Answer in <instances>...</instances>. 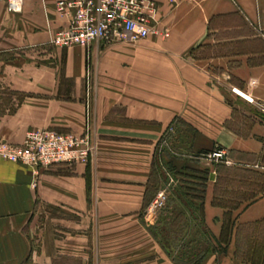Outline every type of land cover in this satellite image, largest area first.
<instances>
[{"label": "crops", "instance_id": "1", "mask_svg": "<svg viewBox=\"0 0 264 264\" xmlns=\"http://www.w3.org/2000/svg\"><path fill=\"white\" fill-rule=\"evenodd\" d=\"M58 1L22 0L9 13L0 0V141L21 144L35 130L88 133L94 152L87 164L33 173L0 160V264H53L88 253L93 236L98 264H183L143 216L171 132L187 142L185 167L207 173L200 221L212 243L198 264H244L236 229L264 220V178L249 175L263 176L264 0H156L147 39L88 49L51 44L68 24ZM216 147L233 163L222 167L226 196L240 205L223 254L215 249L226 212L215 204L221 167L197 158Z\"/></svg>", "mask_w": 264, "mask_h": 264}, {"label": "built area", "instance_id": "2", "mask_svg": "<svg viewBox=\"0 0 264 264\" xmlns=\"http://www.w3.org/2000/svg\"><path fill=\"white\" fill-rule=\"evenodd\" d=\"M6 5L9 13H15L22 0H6ZM55 8L68 18L67 26L52 36L51 44L57 47L88 49L93 44H135L156 32V0H60ZM93 152L88 133L76 136L35 130L28 132L21 144L0 141V160L24 166L32 173L58 165L87 164ZM201 156L211 164L233 165L222 148L216 147ZM256 169L264 172V166L257 165ZM164 198L163 192L158 193L149 211L163 206Z\"/></svg>", "mask_w": 264, "mask_h": 264}, {"label": "rangeland", "instance_id": "3", "mask_svg": "<svg viewBox=\"0 0 264 264\" xmlns=\"http://www.w3.org/2000/svg\"><path fill=\"white\" fill-rule=\"evenodd\" d=\"M91 78L92 87L94 77L91 76ZM186 143L174 132L161 141L154 167L155 185L150 187L148 197L151 198V202L147 204L143 216H145L144 222L150 232L163 244L167 250L166 253L175 262L197 264L204 250L210 247L212 242L206 230L201 228L198 210L194 209L198 203L192 202L190 198L192 192L190 194L187 192L188 189L192 191L193 188L186 184L196 183L185 177L184 172L181 173L185 165L189 163ZM259 165L264 166V162ZM160 192L164 193V205L149 211V207ZM249 230L252 232V239L262 246L264 254V220ZM79 244L81 247H87L83 242ZM88 247L90 248L88 253L86 249L75 252L74 256L65 254L54 260L53 264H98L94 236ZM83 254H86L85 258L82 257Z\"/></svg>", "mask_w": 264, "mask_h": 264}, {"label": "trees", "instance_id": "4", "mask_svg": "<svg viewBox=\"0 0 264 264\" xmlns=\"http://www.w3.org/2000/svg\"><path fill=\"white\" fill-rule=\"evenodd\" d=\"M201 155H198L197 158L201 159ZM219 168V177L218 184L215 190V204L217 206L222 207L225 209V218H224V227L222 230V234L217 241V247L215 248L218 254H223L226 252V249L231 241V230L233 228V223L230 218L233 211L239 208V203L235 201V197H228V188H231L229 185L230 182L228 181L227 177H224L228 174V171L223 169L225 167L223 163L214 164ZM154 165L152 168V173L149 178L148 187H147V199H149L150 187L155 185L154 179ZM184 172V176L188 179L192 180L196 184H186L189 187H192L193 190H187L190 194L192 192L190 198L192 202L198 203L195 205V210H198L200 217L203 215V201H204V191H205V183H206V175L207 173L204 171H194L187 169L186 167L181 171ZM250 178L255 177L256 181H259L263 176H259L257 174L250 173ZM259 184V183H258ZM257 184V186H258ZM188 187V188H189ZM151 199V198H150ZM253 199V198H252ZM251 200V199H250ZM147 203V202H146ZM251 226H239L236 229V246H235V258L236 260L240 261L244 264H264V254L262 253L263 249H261L260 243L252 239V232L249 230ZM152 233V232H151ZM153 234V233H152ZM154 236V234H153ZM155 237V236H154ZM156 238V237H155ZM159 241V240H158ZM161 244V242L159 241ZM259 245V246H258ZM165 252H167L166 248L161 244ZM204 255V254H203ZM202 255V256H203ZM201 256V258H202ZM201 258L199 262L201 261ZM175 261V260H174ZM197 262V264L199 263Z\"/></svg>", "mask_w": 264, "mask_h": 264}]
</instances>
